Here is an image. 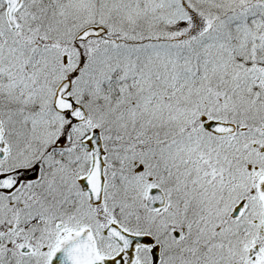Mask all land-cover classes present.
Instances as JSON below:
<instances>
[{
  "label": "snow or ice",
  "instance_id": "1",
  "mask_svg": "<svg viewBox=\"0 0 264 264\" xmlns=\"http://www.w3.org/2000/svg\"><path fill=\"white\" fill-rule=\"evenodd\" d=\"M0 264H264V0H0Z\"/></svg>",
  "mask_w": 264,
  "mask_h": 264
}]
</instances>
